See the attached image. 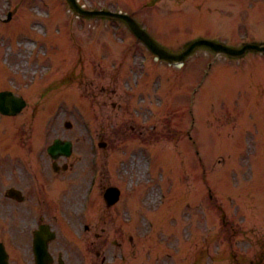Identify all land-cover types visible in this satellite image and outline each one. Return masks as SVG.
Masks as SVG:
<instances>
[{
	"label": "rangeland",
	"instance_id": "rangeland-1",
	"mask_svg": "<svg viewBox=\"0 0 264 264\" xmlns=\"http://www.w3.org/2000/svg\"><path fill=\"white\" fill-rule=\"evenodd\" d=\"M52 1L53 4L50 6L46 0L10 2L12 7L14 6L12 15L15 16L12 23L16 22L17 18L20 19L13 25L18 29V33L25 34L28 31L25 20H31L29 25L31 31L28 33L30 36L27 35V38L13 40L6 30V25L0 21V89L11 88L23 94L28 101L19 114L7 118L0 116V119H8L11 123L8 132L6 128L9 124L0 123V127L4 126L6 130L5 141L8 142V148L4 145L0 147V156L9 155L13 161L7 163L4 158V165L12 172L8 174V184L17 179L16 174L20 166L24 171L29 169L28 171L32 173L35 170L33 167L42 166L40 163L42 153L54 137L72 139L74 148L68 158L72 161L71 169L60 174L50 170L52 178L45 179L39 176V183L43 189L51 192L57 204L60 202L59 199L63 198V202L69 203L76 214L80 208L84 184L92 169L89 163L90 152L97 151L100 158L97 167L101 172L96 182L94 196L98 200L95 202L92 199L91 206L85 214L87 221L105 227V264H126L127 258L138 256L136 248L143 250L151 248L152 252L156 251L154 245L147 243L148 241L152 243L153 240L150 233L152 229L150 212L161 208L159 195L163 189L155 183V176L157 182L164 187L168 199L163 203L165 207L161 208V218L156 222L157 228L153 231L155 234L163 228L167 234L175 232L176 228L181 231L187 222L191 236L190 245L196 251L202 250V253L210 249L213 254L210 258L206 256L209 261L222 259L223 262L227 263L228 260L232 264V254L236 253L240 261L246 264L247 257L264 248V224L256 226L255 223L264 217V213L259 212L256 206L260 198L264 197V182L259 180L257 174V171L264 169V138L256 140L255 143V137H250L255 130L260 133V130L264 129V97L259 95L264 92V55L249 54L242 59L221 57L214 64L215 69H210L206 76H202L200 72H192L193 63L188 65L191 71L188 68L176 69L162 61H159L158 66L153 64V67L163 73L162 76L151 78L150 87L153 93L150 97L152 103L155 97L158 108L152 109L151 104L150 113L149 108L138 109V103L135 104L137 98L135 80H140L137 76L140 73H129V68L137 69L140 66L138 45L127 42L120 47L119 53L116 52L115 58L112 49L116 35L104 33L105 38L101 41L99 49L105 50L106 54L99 60L93 56L94 52L93 55L83 57L75 55L73 53L75 49L82 53V47L87 51L93 44H77V47L72 49L68 43L69 38L64 33L65 36L58 40L50 38L43 42H40L42 38L40 41L37 40V47L33 49V38L42 33V26L37 22L46 20L38 17L37 12L44 13V10L49 9L59 17H67L65 2L61 4L59 0ZM172 1V3L170 0L158 1L153 3L152 8L158 12L167 11L169 8H173V12H179L183 7L192 11L196 6L199 10L206 8L211 15H203L201 18L203 26L195 24V18L190 22V26L180 19V24L170 30H165L162 25V22L166 25L171 24L169 16H165L162 22L153 20L155 23L151 22L152 28L156 30L157 27L158 37H163L167 41L183 35L198 34L200 31L206 37L216 38H219V33L224 35L222 32H226L227 41L233 44L234 31L236 40L243 26L251 36L264 38V0H207L209 4L204 0ZM87 2L114 5L110 0ZM7 3L8 1L0 0L1 12L6 11ZM24 16L26 19H23ZM49 18L52 27L54 25L51 22L52 16ZM78 22L81 25L78 26L74 21L72 23L75 39H81L84 35L91 36L93 29L89 24L96 25L99 29L107 25L104 32L113 31V23L108 20L86 19ZM61 27L64 30L65 25L61 23ZM60 33L58 27H53V30L46 32L44 37L59 36ZM78 46L81 49H78ZM45 48L49 49L47 58L40 54ZM94 49L96 51V48ZM135 56L137 59H134ZM207 58L210 59L211 56L199 53L192 59L204 61ZM203 61L195 62V65ZM48 69L49 73H44ZM119 69L120 71L122 69L121 73H118ZM144 73L155 72L147 69ZM174 73L179 77V82L176 86L169 87L165 78L170 79L168 74L171 78H177ZM141 80L144 82V78ZM195 80L201 83L204 95L196 94L197 97L187 101L184 97L182 102V92L185 95L184 91ZM243 90L246 92L241 93ZM188 93L189 91L187 95ZM206 99H209L210 103H207ZM204 101L207 105L203 103ZM181 104L182 107L178 110L182 111L181 115L176 116L177 106L180 107ZM193 107L205 113L208 125L215 127L213 132L219 140V148L212 137V129L206 126L200 113L194 111L191 116L193 127L190 135L195 143L202 146L203 153L193 154L192 142L185 132L188 110L192 111ZM251 111L254 119L250 121ZM147 113L151 115V121L144 117V115L148 117ZM243 115L248 121L241 119ZM161 116L164 119L159 121L158 118ZM65 120L71 122L70 128L64 127ZM177 127L180 132L182 131L180 136L173 131ZM90 132L95 133L97 141H104L105 146H90L88 138ZM255 136L258 137L257 134ZM250 148L254 150V157L247 155L251 154L247 152ZM217 149L218 153L214 157H208L209 152L213 153ZM204 155L208 160L202 157ZM150 156L154 159L155 176L153 169V172H146L145 169L146 160H151ZM222 158L229 166L228 175L223 174L224 167L216 171V166ZM181 160L183 163L178 168L172 164L180 163ZM204 161L209 168L205 173L201 172L205 166ZM249 166L253 169L250 174ZM184 170L187 172L186 177L181 179L185 175ZM253 172L258 175L257 182L254 175L251 180L245 181L244 179L250 177ZM107 184L118 185L122 190L118 202L110 207L105 205L100 194ZM186 184L191 186L192 191H186L188 188ZM244 187H247L248 193ZM76 188L78 190L74 197L71 194ZM197 191L200 202L192 204ZM208 193H211V197H207ZM208 198L211 205L208 204ZM187 205L190 206L187 208ZM181 214L182 226L169 220V216L178 219ZM137 216L140 220L136 219ZM204 222L208 223L206 228L203 226ZM78 228L76 224L75 229ZM181 235L185 236L186 232ZM205 235L207 238L203 239ZM257 239L261 246L259 249L255 243ZM113 240L118 244L114 245ZM248 240L251 242L248 243ZM185 241L182 238L177 243L184 244ZM203 241H207L206 244ZM159 244H167V241L161 238ZM217 250L224 251V257L217 258L218 252L215 254ZM195 255L193 250L189 253H183L182 250L184 264H193ZM113 257L114 259H111ZM144 260L148 261L146 257L142 262Z\"/></svg>",
	"mask_w": 264,
	"mask_h": 264
}]
</instances>
